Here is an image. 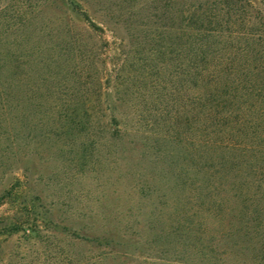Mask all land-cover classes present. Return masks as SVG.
Segmentation results:
<instances>
[{"label": "rangeland", "instance_id": "obj_1", "mask_svg": "<svg viewBox=\"0 0 264 264\" xmlns=\"http://www.w3.org/2000/svg\"><path fill=\"white\" fill-rule=\"evenodd\" d=\"M73 1L97 20V28L86 27L71 10L70 0H0V54H9L8 61L18 56L31 66L33 101L45 102L38 113L45 119L61 102L66 108L70 102L77 103L71 108L90 113L146 114L160 89L151 92L145 83L149 71L136 62V52L151 42V36L174 24L173 1ZM166 60L171 71L173 61ZM174 81L175 75L164 84L168 88L164 94ZM187 92L184 87V100ZM116 95L131 98L114 104ZM106 97L112 103L98 106L97 100ZM97 126L101 128V122ZM44 127L50 137L17 138L0 155V216L35 210L46 218L37 217V235L27 236L21 230L0 233V264L194 263L181 261L170 245L156 243V232L170 221L169 214L179 203L170 199L173 175L164 171L167 162L157 161L152 149L130 142L138 133L112 142L107 130L95 131L97 143L81 164L80 148L66 143L54 124ZM6 144L0 141V147ZM252 146L259 153L248 154L247 164L256 170L252 178H261L257 182L264 192V131L252 138ZM8 188L12 193L3 199ZM208 207L199 206L202 215Z\"/></svg>", "mask_w": 264, "mask_h": 264}, {"label": "trees", "instance_id": "obj_2", "mask_svg": "<svg viewBox=\"0 0 264 264\" xmlns=\"http://www.w3.org/2000/svg\"><path fill=\"white\" fill-rule=\"evenodd\" d=\"M172 1L174 24L151 36V42L136 52V62L149 71L145 83L151 92L160 89L146 114L90 113L70 107L77 103L68 102L66 108L61 102L52 116L42 119L38 112L45 102L33 101L31 66L18 56L8 61L10 55L1 52L0 141L7 144L0 147V155L17 138L49 136L43 131L47 124H54L66 143L80 148L81 164L97 143L95 131L107 130L112 142L138 133L137 140L130 142L152 149L157 161L167 162L164 171L173 175L170 199L179 203L169 214L170 221L165 220L156 232V243L170 245V251L187 263L264 264V192L257 182L261 178H252L256 170L247 164L250 156L246 159L259 153L252 138L264 131V0ZM70 3L87 28H97V20L87 10L73 0ZM166 58L173 61L171 71ZM173 75L175 85L164 94L168 89L164 84ZM184 87L188 88L185 100ZM130 98L116 95L113 102ZM97 103L109 105L112 98ZM12 190L5 189L1 197ZM199 206H209L204 215ZM18 213L0 216V233L39 234L36 220L39 215L46 219L45 213Z\"/></svg>", "mask_w": 264, "mask_h": 264}]
</instances>
